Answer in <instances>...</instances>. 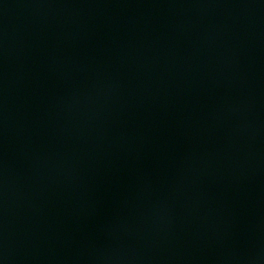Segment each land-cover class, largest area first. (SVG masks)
Masks as SVG:
<instances>
[{
  "label": "water",
  "instance_id": "obj_1",
  "mask_svg": "<svg viewBox=\"0 0 264 264\" xmlns=\"http://www.w3.org/2000/svg\"><path fill=\"white\" fill-rule=\"evenodd\" d=\"M0 264H264V0H0Z\"/></svg>",
  "mask_w": 264,
  "mask_h": 264
}]
</instances>
